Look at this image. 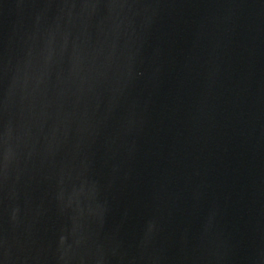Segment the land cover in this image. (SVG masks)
Masks as SVG:
<instances>
[{
    "label": "water",
    "instance_id": "1",
    "mask_svg": "<svg viewBox=\"0 0 264 264\" xmlns=\"http://www.w3.org/2000/svg\"><path fill=\"white\" fill-rule=\"evenodd\" d=\"M0 264H264V0H0Z\"/></svg>",
    "mask_w": 264,
    "mask_h": 264
}]
</instances>
